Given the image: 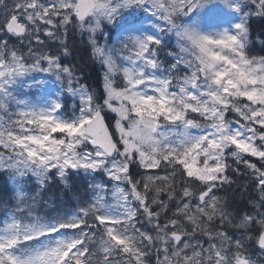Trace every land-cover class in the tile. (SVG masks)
<instances>
[{"label": "snow or ice", "instance_id": "1", "mask_svg": "<svg viewBox=\"0 0 264 264\" xmlns=\"http://www.w3.org/2000/svg\"><path fill=\"white\" fill-rule=\"evenodd\" d=\"M253 17L264 0H0V264H264Z\"/></svg>", "mask_w": 264, "mask_h": 264}, {"label": "trees", "instance_id": "2", "mask_svg": "<svg viewBox=\"0 0 264 264\" xmlns=\"http://www.w3.org/2000/svg\"><path fill=\"white\" fill-rule=\"evenodd\" d=\"M250 31L252 34V38L255 39V37L259 36L262 31H264V19L260 17H253L250 20ZM167 51V50H165ZM254 52L257 55H264V52L260 51V46L259 44L256 45L254 48ZM161 59H164V53H161ZM77 63L81 67H83V74L87 77V79H82L81 83H88L92 87H97L98 86V79H99V73H100V67L98 65H92V64H87L85 65L83 61L80 60V55L78 53H74L73 57H70L68 60H66V63ZM167 63H172V61L169 59ZM71 99L69 98L68 104L69 107H71ZM114 115V114H113ZM253 162H256V158H252ZM231 163V161H230ZM235 167V165H234ZM132 172L135 174L137 171V168L135 165L132 166ZM241 171H244L243 167L241 166ZM229 175H232L231 171L229 172ZM5 178L6 174H0V187H5ZM234 179H237L238 182L243 185L245 182L244 177H233ZM86 180L82 178H78L76 175H70V180L69 183L71 185H74L75 188L78 189H83V186L85 185ZM7 187H11L10 183L7 185ZM237 186L234 184L232 186V189H236ZM34 191V188H33ZM56 197L58 201H66V202H71V197L73 195V192L68 191L66 194L63 191V186L61 185L60 187H53L50 190ZM31 194V193H30ZM45 198H47V194H45ZM240 198V193L239 191H236V199L239 200ZM242 206V205H241Z\"/></svg>", "mask_w": 264, "mask_h": 264}, {"label": "rangeland", "instance_id": "3", "mask_svg": "<svg viewBox=\"0 0 264 264\" xmlns=\"http://www.w3.org/2000/svg\"><path fill=\"white\" fill-rule=\"evenodd\" d=\"M101 42H103V41H101ZM64 63H65V60L63 61ZM45 75L46 74H39V76H38V78H45ZM228 118L229 119H234V116L232 115V114H229L228 115ZM76 176H78V178H82V179H84V180H89L90 179V177H85L82 173L80 174V175H76ZM104 179H107L106 177H103L101 174H96V180L97 181H101V180H104ZM86 183V182H85ZM35 184V180L33 179L31 182H30V184H29V186L31 187L32 185H34ZM11 185V184H10Z\"/></svg>", "mask_w": 264, "mask_h": 264}, {"label": "flooded vegetation", "instance_id": "4", "mask_svg": "<svg viewBox=\"0 0 264 264\" xmlns=\"http://www.w3.org/2000/svg\"><path fill=\"white\" fill-rule=\"evenodd\" d=\"M6 3H9L10 4L11 3V0H6Z\"/></svg>", "mask_w": 264, "mask_h": 264}]
</instances>
